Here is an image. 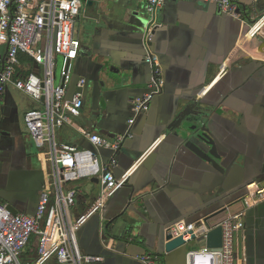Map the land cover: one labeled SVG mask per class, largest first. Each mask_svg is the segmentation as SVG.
Instances as JSON below:
<instances>
[{
	"label": "crops",
	"instance_id": "obj_1",
	"mask_svg": "<svg viewBox=\"0 0 264 264\" xmlns=\"http://www.w3.org/2000/svg\"><path fill=\"white\" fill-rule=\"evenodd\" d=\"M82 1L81 51L70 95L79 92L84 108L57 137L93 151L101 167L116 161L117 179L129 174V180L79 230L81 251L103 259L96 264H140L146 254L160 256L161 264H186L183 253L167 254V229L180 221L219 225L243 210L250 184L264 185V40L245 38L264 14V0H233L238 18L224 15L217 0H166L151 45L165 89L118 153L95 149L85 136L115 141L125 135L136 101L149 92L147 0ZM79 79L87 80L80 90ZM38 108L13 88L0 100V203L30 216L50 181L43 150L24 123L25 114ZM194 117L216 139L224 172L181 141L179 130ZM66 190L77 191L78 220L99 202L102 186L99 177H90ZM245 223L237 254H245V264H263L264 202L247 212Z\"/></svg>",
	"mask_w": 264,
	"mask_h": 264
},
{
	"label": "built area",
	"instance_id": "obj_2",
	"mask_svg": "<svg viewBox=\"0 0 264 264\" xmlns=\"http://www.w3.org/2000/svg\"><path fill=\"white\" fill-rule=\"evenodd\" d=\"M213 1V0H211ZM166 0H147V24L143 34L145 63L153 80L149 92L135 103V116L128 122L127 133L110 141L98 134L85 138L95 149L118 153L126 140L132 139L139 116L148 113L155 98L165 89V77L159 58L151 49L159 13ZM226 16L239 17L233 0H217ZM82 0H0V100L8 88L30 97L40 108L28 111L25 127L49 165L50 181L42 190L34 216L14 214L0 203V264H96L101 257L84 255L78 233L89 219L101 213L123 188L129 174L117 179L112 168L101 167L91 150L62 143L58 133L84 108L82 95H70L76 79L75 66L81 51L77 24L83 11ZM245 38L264 40V14L246 31ZM85 79H79L78 90ZM99 177L102 186L99 202L82 218L74 221L76 190L66 187L83 178ZM264 202V185L252 183L242 199L243 210L212 226L205 221L175 223L167 229L170 241L182 238L185 246L200 249L186 253V264H245L237 254L239 237L245 230L247 212ZM210 227H209V226ZM222 228V246L208 249L206 239L213 229ZM140 264H161L155 254L139 258Z\"/></svg>",
	"mask_w": 264,
	"mask_h": 264
},
{
	"label": "water",
	"instance_id": "obj_3",
	"mask_svg": "<svg viewBox=\"0 0 264 264\" xmlns=\"http://www.w3.org/2000/svg\"><path fill=\"white\" fill-rule=\"evenodd\" d=\"M204 47H206V45ZM188 122L190 125L184 126L183 128L179 130L180 132L179 136H180L181 141L184 142L185 146L191 149L196 154V156H198L204 162L211 164L216 169H219L222 172H224L222 167L219 165V162H221L222 159L219 154V147H218L217 141L211 135V132H209L208 127L202 123L201 117L190 118ZM9 209L14 214H18L17 211L13 209V207L9 206ZM170 240H171V237L168 236L167 237L168 243L166 244V247H165L167 254L171 255L174 253H179V254L183 253L182 255L184 256L186 252L185 251L186 246H185V242L183 241V239L179 238L173 241H170ZM206 245L208 249L221 248L222 246V228L221 227H217L208 233L207 239H206ZM185 257H186V254L184 258Z\"/></svg>",
	"mask_w": 264,
	"mask_h": 264
},
{
	"label": "rangeland",
	"instance_id": "obj_4",
	"mask_svg": "<svg viewBox=\"0 0 264 264\" xmlns=\"http://www.w3.org/2000/svg\"><path fill=\"white\" fill-rule=\"evenodd\" d=\"M76 220L74 219V221H76ZM198 249H200V247L198 245H195V246H193V245L186 246V249H185L186 252H185V254L187 253V251L198 250ZM185 254H184V256H185ZM262 262L264 264V260H262Z\"/></svg>",
	"mask_w": 264,
	"mask_h": 264
},
{
	"label": "flooded vegetation",
	"instance_id": "obj_5",
	"mask_svg": "<svg viewBox=\"0 0 264 264\" xmlns=\"http://www.w3.org/2000/svg\"><path fill=\"white\" fill-rule=\"evenodd\" d=\"M85 81H86V83H85V86H86V85H87V80L85 79ZM85 86H84V87H85ZM83 101H84V100H83ZM246 226H247V225H246ZM245 229H246V227H245Z\"/></svg>",
	"mask_w": 264,
	"mask_h": 264
}]
</instances>
